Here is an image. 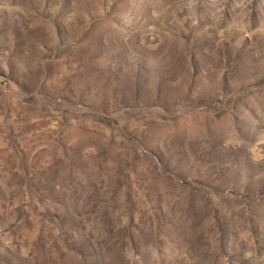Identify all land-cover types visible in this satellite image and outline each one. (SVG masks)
Instances as JSON below:
<instances>
[{"label":"rangeland","instance_id":"rangeland-1","mask_svg":"<svg viewBox=\"0 0 264 264\" xmlns=\"http://www.w3.org/2000/svg\"><path fill=\"white\" fill-rule=\"evenodd\" d=\"M0 264H264V0H0Z\"/></svg>","mask_w":264,"mask_h":264}]
</instances>
